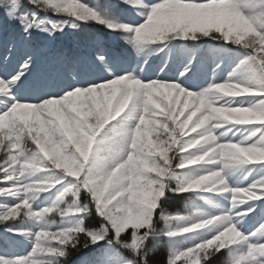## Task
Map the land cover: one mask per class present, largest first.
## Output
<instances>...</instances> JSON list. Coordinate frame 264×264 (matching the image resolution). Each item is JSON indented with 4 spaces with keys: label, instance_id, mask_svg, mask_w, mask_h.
Here are the masks:
<instances>
[{
    "label": "snow or ice",
    "instance_id": "1",
    "mask_svg": "<svg viewBox=\"0 0 264 264\" xmlns=\"http://www.w3.org/2000/svg\"><path fill=\"white\" fill-rule=\"evenodd\" d=\"M0 201V264H264V0H0Z\"/></svg>",
    "mask_w": 264,
    "mask_h": 264
},
{
    "label": "trees",
    "instance_id": "2",
    "mask_svg": "<svg viewBox=\"0 0 264 264\" xmlns=\"http://www.w3.org/2000/svg\"><path fill=\"white\" fill-rule=\"evenodd\" d=\"M58 42H62V43H74L71 42L72 37L71 36H60L57 38ZM156 58L153 59V61H155L153 64V69H155L160 63H161V59L163 58H158L157 60H155ZM2 202V201H0ZM184 204V199L183 198H177L176 200H174L173 202L170 203V205H168V210L169 211H175L177 208H181ZM160 227H163V225L161 224ZM167 248L168 245L166 242H161L159 244H157L149 253V259L151 261V264H166V256H167ZM214 264H219V261H214Z\"/></svg>",
    "mask_w": 264,
    "mask_h": 264
}]
</instances>
